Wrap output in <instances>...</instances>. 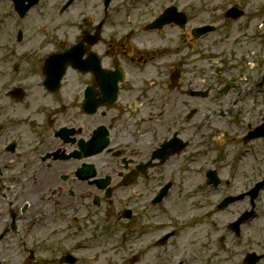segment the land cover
Instances as JSON below:
<instances>
[{
    "label": "flooded vegetation",
    "instance_id": "flooded-vegetation-1",
    "mask_svg": "<svg viewBox=\"0 0 264 264\" xmlns=\"http://www.w3.org/2000/svg\"><path fill=\"white\" fill-rule=\"evenodd\" d=\"M29 1H6L0 14V264H23L15 250L30 260L53 253L50 264H205L192 250L201 226L217 233L211 262L226 252V264H264V202L244 198L220 209L224 197L208 196L194 213L204 198L182 191L189 183L180 172L194 181V97L180 72L166 94L141 76L147 66L168 72V54L179 62L178 44L167 39L185 27L147 28L164 9L153 15L150 6L162 0ZM175 1L165 7L179 8ZM248 2L209 5L213 17L185 33L190 49L194 28L222 22L221 34L249 16ZM210 36L198 40L206 45ZM240 36L253 39L240 31L239 44ZM222 158L213 169L224 167ZM250 209L238 243L222 249L227 221Z\"/></svg>",
    "mask_w": 264,
    "mask_h": 264
},
{
    "label": "rangeland",
    "instance_id": "rangeland-1",
    "mask_svg": "<svg viewBox=\"0 0 264 264\" xmlns=\"http://www.w3.org/2000/svg\"><path fill=\"white\" fill-rule=\"evenodd\" d=\"M62 0H49L45 1L44 4L46 5H55L59 4ZM139 1L138 4H141L140 1L144 0H137ZM165 1V0H164ZM164 1L159 3H153L152 13L155 15V12L159 10L162 4H166ZM218 0H178L175 1L174 4L179 7L180 10H183L187 13V16L193 18V20H189L188 24L185 26L186 32L181 33L179 29L175 30L172 35L168 36L167 41L172 39L173 42L178 44V53L176 55L179 56V61L182 58H187L188 63L181 64L180 62L174 63V67L169 68V71H165V69H156L153 67L147 66L141 72V76L143 74V79L147 81L148 84H151L152 90H156L157 85H162V88L158 89L161 94H166L167 92L165 89L169 84V72L173 70H178L182 72V83L181 86H187L188 88H209V93L205 98H197L194 97L191 100V105L197 107V112L194 114V118H196L195 128L193 133L195 134V141L196 144L198 142L201 143L197 148L193 147L191 151L195 149V155L197 151L198 154V162L196 165L192 167L194 172H197V181H192L190 174L188 172H180V181L183 184L185 181L189 183L188 190H182L183 192H190L199 189L200 185L198 184L201 181L204 174H202V170L204 171L207 168H211L212 165L209 161L212 157L216 154H224L226 155L225 158H222L224 164L227 162V158L229 154L232 155H239L236 151H238L237 145L239 143L240 138L246 133L248 127H253L255 124L261 121L262 115L264 113V88L257 90V97L255 99L253 95V81L252 77H250L246 73V78H240L238 73L240 72L241 68H234L233 71H226L222 72L220 79L217 77L216 70L214 71L213 68H223L221 64L216 63L212 65V62L208 61L206 58H201L197 53V50H191L190 46L187 43L188 39L185 33H189L188 30L190 26L194 23L201 22L205 19H208L209 16L213 17L215 14L214 10L211 12L208 9L209 5H214L215 2ZM9 2L4 0H0V14H7L9 11L8 5ZM246 6L251 8L248 11L249 16L243 19L239 24H233L226 27V29L221 34H212L209 39L207 40L206 45L204 48L213 46L216 49H225L226 52H233L237 57L236 53L238 51L230 50L235 48L237 45L241 47L240 51L246 52L249 58H253L254 65H248L249 70L253 71V74L256 72H261L264 69V3L263 0H249L248 3H244ZM204 9L207 11V15L204 12ZM76 11V8L73 9ZM147 11V9H143ZM218 13V12H217ZM216 13V14H217ZM150 19L149 14L142 17V20ZM31 20V18H30ZM5 25V24H4ZM2 25V26H4ZM232 26V27H231ZM170 29H173L170 27ZM170 29L165 28L163 29L165 32L167 31L170 33ZM1 30V28H0ZM234 33L233 36H229L230 31ZM256 30L259 31V36L256 35ZM242 31L243 34H248L253 36L252 41L245 39L244 37H239L242 41L241 44L238 43V40L235 38L236 34ZM158 38V34H146L145 38ZM193 37V36H190ZM190 41V38H189ZM148 43L149 41H144ZM258 47V54H259V63L255 62V53ZM182 54H186L185 57ZM168 58H173V55L168 54ZM175 58V57H174ZM182 62V61H181ZM227 68V67H226ZM245 68V67H244ZM250 72V71H247ZM247 81V82H246ZM186 84V85H185ZM208 86V87H207ZM185 88V90L187 89ZM231 96V100L227 101L228 98ZM253 97V99H252ZM180 98H187L184 93L180 94ZM238 99L239 103H232V100ZM179 111H184L181 108V105L177 108ZM216 110L217 114H211L212 111ZM222 112V113H219ZM242 112V117H245V122L243 124V128L237 129L234 127L233 122L235 118V113ZM214 116V117H213ZM202 123V124H199ZM250 123V125H248ZM243 134V135H242ZM221 137L222 139V146L220 148H216V143L214 138ZM245 147L244 159L248 161L246 163L243 162L242 168H240L239 173L235 176L234 181L236 182V189L235 191L239 192L245 190L247 186L252 183V180L256 178V176L260 177V175L264 174V138H257L249 141V144ZM237 153V154H236ZM231 155V156H232ZM256 157V159H254ZM222 164V163H221ZM222 175H224V170L222 171ZM178 186H181L179 182L177 183ZM228 190H231L228 188ZM209 195L212 198H216L220 196L222 193V187L218 188H210ZM234 191H232L233 193ZM220 193V194H219ZM201 194V193H200ZM202 196L204 199L201 202H198L196 205V209L194 212L198 213L203 204L205 203L206 199V190L202 187ZM264 198V190L260 195ZM217 199V198H216ZM197 201V200H196ZM225 219L231 218V216L226 213ZM212 220L217 219V216H213ZM264 223V221H260V224ZM257 230V226L254 228ZM258 232V230H257ZM263 233V232H262ZM78 234V233H76ZM197 239L194 240V245L192 250L195 251L198 255H201L202 259H206L205 264H226L224 259L229 260L228 254L225 252L221 256H212V262L210 261L211 258L209 254H214L217 251L216 247V239L217 233L211 231L206 226L199 227L198 232H195V237ZM42 240L45 239V236L40 237ZM72 242L71 244H74ZM230 248L228 250L233 249L235 246L233 243H229ZM28 253L21 252L15 250L14 260L18 262H22L23 264H50L53 261V258H50L52 254H49L45 251H40L39 254H36L33 259H27ZM36 260V262H35ZM193 264H200L198 261H194Z\"/></svg>",
    "mask_w": 264,
    "mask_h": 264
},
{
    "label": "bare ground",
    "instance_id": "bare-ground-1",
    "mask_svg": "<svg viewBox=\"0 0 264 264\" xmlns=\"http://www.w3.org/2000/svg\"><path fill=\"white\" fill-rule=\"evenodd\" d=\"M189 36V35H188Z\"/></svg>",
    "mask_w": 264,
    "mask_h": 264
}]
</instances>
